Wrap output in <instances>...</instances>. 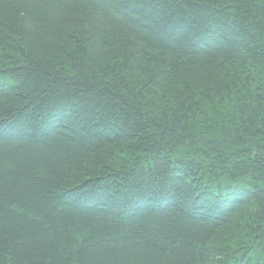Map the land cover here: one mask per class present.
<instances>
[{
    "label": "trees",
    "instance_id": "1",
    "mask_svg": "<svg viewBox=\"0 0 264 264\" xmlns=\"http://www.w3.org/2000/svg\"><path fill=\"white\" fill-rule=\"evenodd\" d=\"M0 264H264V0H0Z\"/></svg>",
    "mask_w": 264,
    "mask_h": 264
}]
</instances>
